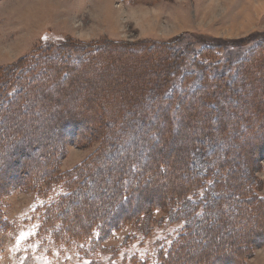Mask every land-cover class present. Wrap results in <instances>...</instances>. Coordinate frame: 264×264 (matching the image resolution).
Here are the masks:
<instances>
[{
  "label": "rangeland",
  "instance_id": "1",
  "mask_svg": "<svg viewBox=\"0 0 264 264\" xmlns=\"http://www.w3.org/2000/svg\"><path fill=\"white\" fill-rule=\"evenodd\" d=\"M263 44L264 0H0L1 82L10 79L11 73L8 70L12 65L19 62L22 65V60L30 54H48L58 58L71 56L76 61L83 48L90 50L87 52L89 56L93 54L92 60L84 59L82 66L73 71L68 69L70 77L62 76L57 83H40L32 99L26 95L27 107L18 116H14L15 122L19 124L17 131L13 135H6V139L10 140L8 149L14 147L15 150L19 144L18 148L22 152L12 155L10 159L31 161L42 149L45 152L52 149L57 161L56 171L63 177H72L70 173L76 172V168L83 162L90 161L92 157L94 159L96 153V157H102L100 150L112 156V143L108 141L112 147L107 149L100 143L105 135L113 134L104 129V132H98V129L108 127L114 132L123 126L119 123L123 117L119 115L114 119L108 115L100 119L99 114L88 112L89 107H93L95 101L98 103V112L106 111V93L109 96L114 93L118 98L128 97L131 92L135 94L138 88L143 91L149 82L157 79V70L163 67V62H142V58L147 56L149 59L152 54L163 55L160 53L163 50L167 53L170 48L188 53L189 60H196L204 68L191 63V73L187 72L181 78L180 74L189 70L182 61L177 67V75L170 72L169 77L172 79L164 89L170 85L185 86L196 90L194 97L210 100L211 104L217 106L212 108L206 104L192 103L183 112L193 117L189 123L184 122L186 115L182 114L174 115L166 125L159 120L161 114H158L147 122L142 120L137 123L134 118L131 123H127L128 128L133 130L131 133L116 132L118 140L127 142L128 146L120 149L119 156H114L116 158L108 159L106 155L108 162L105 164L116 170L127 156H131L144 166L161 163L165 170L157 175L150 172L144 178L132 172L130 180L137 183L142 198L134 192L129 203L112 205L111 208L102 202L97 204V211L109 210L114 220L121 217L116 211L118 209L133 210L141 207L144 211L133 221L109 233L100 234L97 228L86 233L74 231V221H69L67 217V203L75 200L78 193L73 192L72 196H68L70 186H63L60 180L54 184V173L30 191L21 188L26 187V184H18L23 178L20 173L25 171L20 172L19 164L10 167L0 182V186H5L0 196V264H162L172 242L183 232V227H186L185 232L193 239L183 251L185 256L205 247L202 251L204 262L190 264H228L232 259L230 264H259L257 251L261 247L254 248L250 255V250H241L254 233L252 224L247 227L249 233L245 234L244 241L240 235L241 227L250 223V216L235 222L230 220L236 215L221 216L222 220L218 221L216 228L206 229L205 215L200 216L198 213L188 220V217L175 214L167 208L164 200L166 191H173L170 186L186 187L182 171H179L182 168L177 167L184 161L186 147L191 145L195 137H199L198 131L194 133L192 127L209 121L205 127L213 132L217 127L216 122L221 120L228 129L234 130V111L241 114L245 103L238 102L240 98L231 90V95L226 96V102L212 101L211 97L205 98V90L197 83L199 81L201 86L206 85L205 89L210 90L215 88L211 85L216 84L213 77L225 73L230 80L238 74V84L244 79L240 81V77L245 76L240 91H245L251 102L254 101L248 105L254 114L249 116L252 123L246 125L247 130H242L243 122L238 124L242 130L241 135L237 140H230L232 145L227 157H232L233 162H239L235 166L239 179L245 182L242 187L251 191L256 188V197L264 201V116L256 109L263 106L264 111ZM159 46H163L161 52L157 51ZM170 54L174 53L170 51ZM170 54V59L161 60L165 61L164 65H170L171 69L174 61L171 59L175 58ZM38 60L40 63L42 59ZM105 61L108 64L104 66ZM85 64L87 70L83 67ZM202 70L207 72L208 79L206 76L200 77ZM225 82L229 84V80ZM64 89L67 92L61 94L60 90ZM147 93L152 95L150 91ZM151 105L152 101L147 100L142 114ZM227 110L228 113L225 112ZM257 111L260 115H257ZM102 122L106 126H100ZM250 126L252 128L249 130ZM258 126L260 132L254 134L253 130ZM96 129L98 134L95 133ZM259 136L263 139H258ZM236 142L243 145L248 142L250 145L239 152L233 146ZM212 144L209 141L208 150L214 149L219 142ZM54 158L50 159V164ZM6 160H9L7 156L4 158ZM190 165L197 173H203L205 165L199 154L193 155ZM31 166L35 171L43 168L42 162L31 163ZM112 169L106 177L112 176L113 182L115 174ZM223 169L228 168L224 166ZM112 190L104 189V194ZM75 191L87 195L91 191L97 193L87 186L76 188ZM189 200L185 198L181 206L189 205ZM59 202L60 205L51 211L50 207ZM154 202L158 205L152 207ZM77 216L87 223L84 212ZM81 227L84 230L86 228L84 224ZM201 231H207L204 237ZM258 232L264 234V226L258 227ZM200 241H204L203 247Z\"/></svg>",
  "mask_w": 264,
  "mask_h": 264
},
{
  "label": "trees",
  "instance_id": "2",
  "mask_svg": "<svg viewBox=\"0 0 264 264\" xmlns=\"http://www.w3.org/2000/svg\"><path fill=\"white\" fill-rule=\"evenodd\" d=\"M52 43V47H53ZM205 45V44H204ZM264 44L261 46V49L263 48ZM93 48V47H91ZM154 48V47H153ZM163 46H159L157 51L161 52ZM82 53L84 55L78 54L77 61L75 59H72L71 56H63L59 58L57 56L52 55H43V56H34L33 54H30V56H25V58L22 60V65L16 64L12 65L10 67V79L8 80H2L4 82L0 81V182L1 179L5 177L6 171L10 169V167L16 166L17 164L20 165V172L25 171L24 173H20L23 178L18 183L26 184V187H21L26 190H35L41 182L44 183L46 178H51L53 173L56 175L54 176V184L58 183L57 180L63 181L60 182L63 184V186H70V194L68 196H72L73 192L78 193L75 196V200H72L68 202V209L69 212L67 213V217L69 218V221H74L73 229L75 232H88L92 228H97L98 232L100 234L111 232L112 230H115L117 228H120L123 225L128 224L129 222L133 221L134 218L139 215L140 213H143L141 207H138L136 209H118L116 210L118 213H120L121 217L118 220H114L111 217V214L109 213V210H102L97 211L96 207L100 205L102 202L107 207L111 208L112 205H117L121 203H129L131 195L136 192L138 194L139 198H142L138 191L137 183L134 180H130L131 174L136 173L139 174L140 177L144 178L145 175H147L150 172H154L156 175L158 172H164L165 166L160 163L155 162L153 165L144 166L141 165L139 161L133 159L131 156H127L125 160H123V163L120 164L119 169H112L111 165L105 164V162H108V159L110 158H116L114 156H119V150L123 149L128 146L127 142H121L118 140V134L116 132L121 133L122 131H126L131 133L133 130H131V127L128 128L127 123H131V121L135 118L138 121L137 123L141 122L142 120L146 122L155 115L161 114L159 120L163 123L169 122V119H172L174 115H186V120H184L185 123L190 122V118L192 119L189 113H183L186 112L189 105L192 103H196L198 105L206 104L209 105V107L217 108L214 104L210 103V100L206 101L202 98H196L194 97V92L196 90H191L188 87H172L171 85L164 89L165 86L169 85L172 78H170V72L173 75H177L179 72L178 65L183 61L185 62L186 69H189V66L191 67V63L195 64L198 68H204L203 64H199L196 62V60L188 59L189 55L188 53H185L184 51H177L175 48H170L169 52L164 53L163 50L160 54L163 55H155L152 54L151 58L147 59V56H142V62H146V60L150 62H163V67L159 70H157V79L154 81L149 82L148 85L145 86V89L143 91L138 88L136 90V93L133 94L131 92V95L128 97H116L113 95L114 93H111L109 96L108 93L106 95L108 96V100L106 103L107 110L106 111H100L98 112V103L94 101L93 107H89L88 112L100 115V119H104L106 116L111 115L114 119H117L119 115H122L123 119L119 122L121 127H119L117 130L113 132L108 129V127L99 128L98 132H104L107 131L109 134L113 135H105L104 139L101 141V145H104V149L109 148L110 145H108V141L112 143L113 149L112 156L109 155V152L107 153H101L102 157H96L98 153H96V156L90 159V161L83 162L81 165H79L76 168V172H71L72 177L69 175H66L65 177L61 176V174L56 171L55 167L57 165L56 158H54L55 151L52 149L49 151H46L42 149L39 154L30 159L31 161H21L18 159H10L12 155L22 152L20 150L19 144L17 149H8L9 141L6 139V135L10 136L14 134V131H17L18 129V123L15 122L14 116H18L20 112H23L25 108L27 107L26 102V95H28V98L31 99L35 96V93L37 90V87L40 85V83H44L45 81H51L53 83H57L60 81V79L65 76L70 77L69 70H74V68H77L78 66H82V62L84 59L92 60L91 57L93 54L91 53V56L87 54L90 50L82 49ZM170 51L174 54H170ZM114 53V52H113ZM113 53H111L113 55ZM169 54L171 57L175 59L172 61V68L170 69V65H164V62L168 60ZM158 56V57H156ZM48 57V59H47ZM108 57H111L108 55ZM39 58L42 60L39 63ZM145 58V59H144ZM163 58H166V60H161ZM46 59L48 62H46ZM170 59V58H169ZM111 61V58L110 60ZM39 64V65H38ZM108 62L105 61V65H107ZM190 64V65H189ZM206 65H210L209 63H205ZM86 70V64L83 66ZM82 67V68H83ZM49 68H53V70H50ZM64 68V69H63ZM184 68V71H185ZM69 69V70H68ZM71 71V72H72ZM93 71V69H92ZM187 72L191 73V70L189 69L186 72H182L180 74V77L185 76ZM229 72V70H228ZM94 73V72H93ZM225 73L221 75H215L213 77L214 82L216 83L215 88H206L205 86H201L202 83H198V86L205 90V98H212V101H220V103L226 102V96L231 95L230 90L238 95V102H244V108L242 107V113L236 114L235 112V127L228 129V126L226 124H223L221 120H218L216 122V119L214 122H216V129L211 132L210 129L205 127V123H209V121H203L202 123L196 125L194 128L192 127V130L194 133H198L199 137H195L194 141L191 142V145L186 147V151L184 153V161L181 163L179 167L182 169H179V171H182L183 174V182L186 187H178L175 185L170 186L173 191L167 190L165 195L164 203L166 204L167 208L171 209L172 211L176 213H180L184 215L185 217H188V220L194 216L200 213L201 215H205V227L206 229L216 228V225L218 221L221 219V216H227L228 214L236 215V217H232L230 221H238L242 220L244 216H250V223L244 225L241 227L240 235H242V240H245V234L249 233L247 232V227L251 226L254 227V232L252 234V238L244 243V246L241 247V250H244L245 252H248L250 250V254H252L254 248L262 247L264 245V234H260L258 232V227L264 226V223H262V220H264V201L263 198H257L255 190L256 188H252L251 190L244 189L242 187V184L245 183L242 180L239 179V175L237 172V167L235 164H239V162H233L232 157H227V153L229 152L230 146L232 145L230 143V140H237V138L241 135V131L243 129L247 130L246 125L249 123L251 125L252 120L249 116L254 115L252 113L251 108L248 106L250 103L254 102L249 99L245 91H240V87L244 84L246 77L241 76L240 81L242 78H244L240 84L236 80H239V75H235L230 78H227ZM207 77L208 74L204 70H202V74H200V77ZM68 77V78H69ZM148 79V78H147ZM229 80V84L225 82V80ZM14 80V81H12ZM235 80V81H234ZM232 81H234L232 83ZM237 82V83H236ZM107 88V87H106ZM68 89V88H67ZM200 89V90H202ZM111 91V89H109ZM151 92L152 95H150L147 92ZM209 90L208 93H206ZM102 91V90H101ZM226 91V93H225ZM61 94H64L66 89L60 90ZM103 92V91H102ZM102 95V94H100ZM124 95V94H123ZM186 95V97H184ZM47 101H49L48 96ZM242 97V99H241ZM234 99V98H233ZM147 100L152 101V105L148 108V111L142 114V110H144V103H146ZM232 100V99H230ZM45 101V102H47ZM257 101V100H256ZM149 102V101H148ZM209 102V103H208ZM174 106V107H173ZM256 106V104H255ZM262 106V105H260ZM173 107V108H172ZM167 109H172V111L168 112ZM256 109L259 110L260 113L264 116L263 106L257 107ZM255 109V111H256ZM92 110V111H91ZM232 111V110H231ZM223 112V110H222ZM228 113V110L225 111ZM257 111V115H260ZM104 113V114H102ZM11 114H14L11 116ZM38 116V115H36ZM60 117V114H58ZM36 119V117H34ZM34 119V120H35ZM82 119V118H81ZM106 120V119H105ZM115 121V120H113ZM104 122V121H103ZM101 123L100 126H106L104 123ZM183 122V123H184ZM245 124H243V123ZM36 123V121L34 122ZM243 125L242 130H240V127L238 124ZM94 124H96L94 122ZM76 125V124H75ZM130 126V125H129ZM238 126V127H237ZM258 126L255 130H253V133L260 132ZM238 128V129H237ZM252 128V126L249 127V130ZM255 128V126L253 127ZM95 129V128H94ZM104 129V130H103ZM109 130V131H108ZM202 130V131H201ZM97 129L95 130V133H97ZM249 132V131H248ZM239 133V135H238ZM250 133V132H249ZM116 134V135H115ZM201 134V135H200ZM112 139V140H111ZM258 139H263L262 136H259ZM222 140H228V141H222ZM209 141H212L213 144L215 142H219V145L214 146V149L208 150ZM230 143V145H228ZM212 144V145H213ZM258 144H261V142H258ZM256 144V145H258ZM250 144L248 142L244 143H238L236 142L233 144L236 149L240 152V150L244 149V147H248ZM106 146V148H105ZM110 146V148L112 147ZM254 147V145L252 144ZM248 149V148H247ZM234 152V151H233ZM47 154V155H46ZM199 154L202 158V161L204 162V171L203 173L199 174L197 173L193 166L190 165V159L193 158V155ZM108 157H107V156ZM5 156H7V159L4 161ZM106 157L108 159H106ZM54 158L51 161L50 159ZM100 160V161H97ZM54 161V162H53ZM43 164V168L41 170L35 171L31 169V163H41ZM53 162V163H52ZM103 162V163H102ZM101 163V166H100ZM234 164V166H233ZM243 167H244V163ZM226 166L228 169H223V167ZM233 166V169H232ZM217 167V168H216ZM112 169V173L115 174V181L112 182V176L106 177V174L109 172V170ZM231 169V171H230ZM147 171V172H144ZM178 171V172H179ZM232 173V174H231ZM60 174V175H59ZM179 174V173H178ZM71 177V178H69ZM86 177V178H85ZM90 179L91 181H89ZM209 181L207 184H204L205 181ZM89 183V184H87ZM169 186V183H167ZM197 184H199L197 186ZM256 185V184H255ZM81 186H87L88 189H95L97 193H93L91 191V194H86L82 192L75 191L76 188H79ZM199 187L197 192H194L197 187ZM109 188H112V192L104 194V189L107 190ZM169 188V189H170ZM178 189H182L179 191ZM5 191V186H0V196ZM94 191V190H93ZM254 194H253V193ZM100 198H102V201H100ZM190 199L189 205L181 206V203L184 201V199ZM254 200H257V202L254 203ZM99 201V202H98ZM252 202V203H251ZM153 203V202H152ZM98 204V205H97ZM150 204V203H149ZM149 204L144 205L147 207ZM60 205L59 203H54L50 207L51 211L55 207H58ZM158 204L154 202L153 206H157ZM90 206V207H89ZM92 206V208H91ZM143 207V206H142ZM262 208V209H260ZM92 209V210H91ZM240 209V210H239ZM262 210V211H261ZM85 215V221L87 223H84L80 220V218L76 214L83 213ZM87 213V215L85 214ZM263 217V218H262ZM259 218V219H258ZM62 219L60 218V226H61ZM46 224V223H45ZM84 224L86 226L85 230L82 229L81 225ZM47 225V224H46ZM58 226V230L60 228ZM251 227V229H252ZM186 227H183V232L178 236L177 240L172 242L171 248L169 250L168 256L162 260V264H190L191 262H197V263H203V249L201 248L198 252L193 253L191 252L187 256H185V253L183 251L186 250V248L190 245V243L193 242L192 236L185 232ZM249 231V230H248ZM207 231H201L203 233V237ZM107 233V234H108ZM106 234V235H107ZM239 235V234H238ZM205 241V239H204ZM204 241H200V244H205ZM217 242V241H216ZM217 244V243H216ZM201 247V246H200ZM230 249V247H229ZM240 250V251H241ZM194 254V257H193ZM244 256V255H243ZM233 261L229 260L228 264Z\"/></svg>",
  "mask_w": 264,
  "mask_h": 264
},
{
  "label": "crops",
  "instance_id": "3",
  "mask_svg": "<svg viewBox=\"0 0 264 264\" xmlns=\"http://www.w3.org/2000/svg\"><path fill=\"white\" fill-rule=\"evenodd\" d=\"M258 255L259 254H262V256H259L258 257V255H257V258H258V260H259V262H257V263H259V264H264V245L261 247V249H259L258 251Z\"/></svg>",
  "mask_w": 264,
  "mask_h": 264
}]
</instances>
